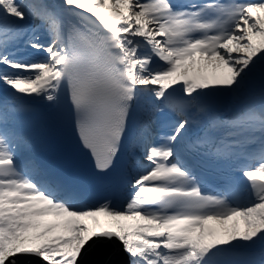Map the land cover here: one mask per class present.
I'll return each instance as SVG.
<instances>
[{
    "label": "snow or ice",
    "instance_id": "1",
    "mask_svg": "<svg viewBox=\"0 0 264 264\" xmlns=\"http://www.w3.org/2000/svg\"><path fill=\"white\" fill-rule=\"evenodd\" d=\"M38 108L95 204L37 161ZM0 264H264V0H0Z\"/></svg>",
    "mask_w": 264,
    "mask_h": 264
},
{
    "label": "rangeland",
    "instance_id": "2",
    "mask_svg": "<svg viewBox=\"0 0 264 264\" xmlns=\"http://www.w3.org/2000/svg\"><path fill=\"white\" fill-rule=\"evenodd\" d=\"M258 85H259L258 83H253L252 87H255V86H258Z\"/></svg>",
    "mask_w": 264,
    "mask_h": 264
},
{
    "label": "bare ground",
    "instance_id": "3",
    "mask_svg": "<svg viewBox=\"0 0 264 264\" xmlns=\"http://www.w3.org/2000/svg\"><path fill=\"white\" fill-rule=\"evenodd\" d=\"M90 251V250H89ZM91 252V251H90ZM90 257V256H89Z\"/></svg>",
    "mask_w": 264,
    "mask_h": 264
}]
</instances>
